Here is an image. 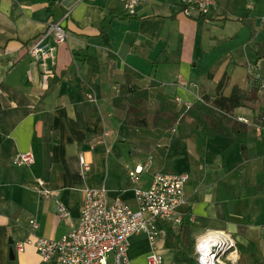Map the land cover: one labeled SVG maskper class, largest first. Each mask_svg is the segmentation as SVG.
<instances>
[{
  "label": "crops",
  "instance_id": "0c3cea01",
  "mask_svg": "<svg viewBox=\"0 0 264 264\" xmlns=\"http://www.w3.org/2000/svg\"><path fill=\"white\" fill-rule=\"evenodd\" d=\"M180 3L147 0L128 17L115 0H0V264H44L33 246L19 253L16 244L75 229L86 190L105 189L109 204L136 211L135 192L159 173L190 176L183 221L176 229L158 221L154 242L132 236L131 264H148L153 251L163 264H185L177 236L197 260L196 244L210 234L236 248L252 243L264 258V96L249 76L264 81L255 53L264 46V0H217L205 18L185 16ZM50 21L69 38L44 70L29 48ZM125 88L148 90L158 103L146 126L115 104ZM234 89L245 99L238 108L229 101ZM159 94L181 115L172 126L159 122ZM198 98L246 119L238 121L245 130L202 114ZM27 152L33 165L13 164ZM81 157L92 164L86 178ZM39 182L54 196H43Z\"/></svg>",
  "mask_w": 264,
  "mask_h": 264
},
{
  "label": "built area",
  "instance_id": "2783aa9c",
  "mask_svg": "<svg viewBox=\"0 0 264 264\" xmlns=\"http://www.w3.org/2000/svg\"><path fill=\"white\" fill-rule=\"evenodd\" d=\"M124 9L128 17L136 15L137 7L147 0H115ZM181 11L187 17L196 13L198 17H208L217 5V0H181ZM69 38L68 31L60 22L50 21L45 33L34 40L29 48V56L39 63L44 70L48 64L57 62V51ZM264 90V81L256 76ZM199 103L208 106L202 98ZM93 101H96L94 99ZM176 102L182 104L180 99ZM186 110L192 108L185 104ZM210 108V107H209ZM232 117V115H230ZM234 118V117H232ZM247 123L246 119L238 118ZM35 163L32 152L21 153L13 161L16 166L29 167ZM81 175L86 178L92 170V164L84 157L80 158ZM136 171V173H140ZM135 179V173L131 174ZM190 180L187 173H159L153 178L151 187L135 192L138 209L132 210L120 200L109 204L107 192L102 190H86L78 226L61 239L34 238L16 244L19 253L27 246H33L44 264H131L128 257L129 240L132 236L145 233L152 242L158 235L155 224L165 222L178 228L182 224V210L187 204L185 187ZM40 191L46 198L54 196L39 182ZM58 215L69 217L67 209L58 202ZM34 230L39 228L35 221L31 222ZM207 235L196 244L198 264H238L237 248L232 241L223 242L218 236L215 243L206 240ZM217 244V245H216ZM235 249L234 251H232ZM148 264H163L162 257L155 251L149 256Z\"/></svg>",
  "mask_w": 264,
  "mask_h": 264
},
{
  "label": "trees",
  "instance_id": "16d2710c",
  "mask_svg": "<svg viewBox=\"0 0 264 264\" xmlns=\"http://www.w3.org/2000/svg\"><path fill=\"white\" fill-rule=\"evenodd\" d=\"M257 60L264 59V46L259 45L255 49ZM89 63L93 65L94 68H98L97 62L93 59L89 60ZM150 93L148 90H142L139 88H125L121 92L120 97L115 100L117 106L125 104L131 112L139 114L141 118L133 121L138 126H146L147 120L145 115L148 111ZM157 99L161 102L160 109L158 111L159 122L172 126L180 119V113L177 112V107L170 98L165 95L159 94ZM242 92L239 89H234L232 96L229 98L232 108H238L242 106L244 101ZM200 112L205 115H209L211 112L213 115L215 112L210 110L205 105L200 104ZM128 122V121H127ZM203 123L202 121H200ZM205 128V124H201ZM178 251L181 261L185 264H198L196 258L192 256V249L186 248L180 242L179 236H177ZM237 251L240 255L239 264H264V258L262 254L258 251L254 244L250 243L248 246L237 245Z\"/></svg>",
  "mask_w": 264,
  "mask_h": 264
},
{
  "label": "rangeland",
  "instance_id": "374dc122",
  "mask_svg": "<svg viewBox=\"0 0 264 264\" xmlns=\"http://www.w3.org/2000/svg\"><path fill=\"white\" fill-rule=\"evenodd\" d=\"M249 76L251 77V82L253 83V86L254 87L256 86V89L261 94L260 97H263L264 96V90L261 89L260 82L256 79V75L253 73V74H250ZM249 95H250V97L253 100H256L257 99L256 96L253 93H250ZM152 98H153V100L152 99L149 100L147 120L150 119V117H149V111H151V113H154L155 114L156 107H158L157 106L158 103L156 101H154V97H152ZM155 99H156V97H155ZM205 100H206V103L208 104V106H206V107H208V108L210 107L209 108L210 110L214 111L216 114L218 113V114L222 115L221 117L224 118L226 124L229 125V128L230 129H232L233 131L236 130V129H239V130H242V131L245 130L244 129V126L238 125V121L236 122V120H234V119H232V117H230V111H228L229 108L225 110V109H223L221 107H217V103H212L209 100L207 101V99H205ZM186 111H189V110H186ZM152 117H153L152 118V122L155 123L156 118H155V116H152ZM234 250L235 249H233L232 251H234ZM238 258H239V260H238V264H239V262H240V255L239 254H238Z\"/></svg>",
  "mask_w": 264,
  "mask_h": 264
},
{
  "label": "bare ground",
  "instance_id": "6f19581e",
  "mask_svg": "<svg viewBox=\"0 0 264 264\" xmlns=\"http://www.w3.org/2000/svg\"><path fill=\"white\" fill-rule=\"evenodd\" d=\"M217 236L215 235H213V236H208L207 238H206V240L208 241V240H212V241H215V243H220V242H218V241H216V238ZM217 245V244H216Z\"/></svg>",
  "mask_w": 264,
  "mask_h": 264
},
{
  "label": "water",
  "instance_id": "95a60500",
  "mask_svg": "<svg viewBox=\"0 0 264 264\" xmlns=\"http://www.w3.org/2000/svg\"><path fill=\"white\" fill-rule=\"evenodd\" d=\"M11 259H12V260H14V259H15V254H14V252H13V251L11 252Z\"/></svg>",
  "mask_w": 264,
  "mask_h": 264
}]
</instances>
